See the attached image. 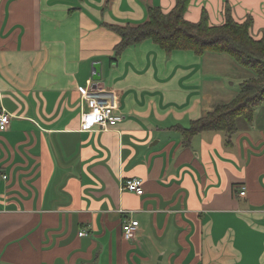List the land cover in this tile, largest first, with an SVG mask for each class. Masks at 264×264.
Segmentation results:
<instances>
[{
	"label": "crops",
	"instance_id": "0c3cea01",
	"mask_svg": "<svg viewBox=\"0 0 264 264\" xmlns=\"http://www.w3.org/2000/svg\"><path fill=\"white\" fill-rule=\"evenodd\" d=\"M175 4L0 0V113L10 115L0 129V264H264V103L235 141L204 131L186 143L180 128L236 96L225 69L240 85L252 72L226 53H167L152 39L114 59L112 26ZM229 7L262 39L264 0H191L185 17L199 22L205 10L223 25ZM94 88L116 92L117 125L82 128V95ZM131 178L144 180L143 195L124 189ZM127 220L140 223L130 239Z\"/></svg>",
	"mask_w": 264,
	"mask_h": 264
},
{
	"label": "trees",
	"instance_id": "16d2710c",
	"mask_svg": "<svg viewBox=\"0 0 264 264\" xmlns=\"http://www.w3.org/2000/svg\"><path fill=\"white\" fill-rule=\"evenodd\" d=\"M190 3L191 0H176L168 13L160 7H150L143 23L112 26L121 36L114 59L125 48L146 39H152L167 53L192 50L200 56L206 52L229 54L252 75L241 83L230 102L218 104L213 111L193 121L190 127L180 128L186 143L204 131H220L231 140L238 130V119L242 117L252 123L256 108L264 103V36L255 39L251 35L253 19L237 22L230 7L223 25L211 26L205 10L199 22H190L185 17Z\"/></svg>",
	"mask_w": 264,
	"mask_h": 264
},
{
	"label": "built area",
	"instance_id": "2783aa9c",
	"mask_svg": "<svg viewBox=\"0 0 264 264\" xmlns=\"http://www.w3.org/2000/svg\"><path fill=\"white\" fill-rule=\"evenodd\" d=\"M89 109L84 111L81 117L82 128H110L117 125L123 120V115L118 109V96L113 89L94 88L82 95ZM10 123V115L4 112L0 113V129L6 130ZM7 176H3L6 178ZM124 189L133 192L137 195H143L144 180L141 178L127 179L124 183ZM240 195L246 194V189L243 186L239 191ZM138 220H127L123 224L124 235L127 239L134 236L139 227ZM84 235L85 233H81Z\"/></svg>",
	"mask_w": 264,
	"mask_h": 264
},
{
	"label": "rangeland",
	"instance_id": "374dc122",
	"mask_svg": "<svg viewBox=\"0 0 264 264\" xmlns=\"http://www.w3.org/2000/svg\"><path fill=\"white\" fill-rule=\"evenodd\" d=\"M225 72L228 74H231V75H228V74L224 75L223 84L227 87L226 89H229V91H227V92L232 91L233 95H234L235 92H237L239 90V85H240V81H239V77H238L239 76L238 70H232L231 72H229L227 69H225ZM232 96L230 97V99L232 98ZM246 125L247 124H246V121L244 120V118L241 117L238 119V130L236 131V133H234L232 135V138L234 141L236 140L237 134L240 133L241 130L245 129ZM256 125L258 127H264V106L257 109Z\"/></svg>",
	"mask_w": 264,
	"mask_h": 264
},
{
	"label": "water",
	"instance_id": "95a60500",
	"mask_svg": "<svg viewBox=\"0 0 264 264\" xmlns=\"http://www.w3.org/2000/svg\"><path fill=\"white\" fill-rule=\"evenodd\" d=\"M93 79L96 81L102 79V63L100 61H96L93 64Z\"/></svg>",
	"mask_w": 264,
	"mask_h": 264
}]
</instances>
